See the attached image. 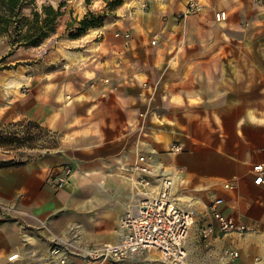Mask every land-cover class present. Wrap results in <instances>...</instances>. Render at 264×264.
Wrapping results in <instances>:
<instances>
[{
  "label": "crops",
  "instance_id": "1",
  "mask_svg": "<svg viewBox=\"0 0 264 264\" xmlns=\"http://www.w3.org/2000/svg\"><path fill=\"white\" fill-rule=\"evenodd\" d=\"M232 5L228 0L222 9L230 6L232 10ZM215 8L218 10L217 5ZM252 16L232 12L222 24L209 14L180 17L172 31L176 40H167L169 47L176 48L158 51L162 54L161 70L154 62L147 67L119 65L128 79L121 81L114 93H90L81 100L84 107H79L76 116L82 125L69 130L64 137L67 142L56 153L2 168L0 199L18 204L20 224L0 222V264H49L47 250L52 234L59 241L74 238L78 248L117 241L119 218L133 188L126 168L134 164L140 152H153L160 165L181 168L178 187L194 210V224L186 242L192 264H219L218 255L226 247L237 249L243 264H251L255 257L262 258L264 264V185L255 184L251 173L255 163L264 162V63L250 58L246 50L256 48L255 54L264 48V29L242 24ZM252 19L255 23L264 21L262 15ZM229 48L241 50L240 61L215 58L216 53L226 57ZM59 49L76 61L90 56ZM189 57L191 70L187 72ZM141 70L149 80L158 75L160 81L139 95L132 91L131 81L134 74H142ZM2 82L7 96L20 93L22 81L16 76ZM144 93L153 102L145 126L133 123L128 129L126 123L145 107ZM7 101L0 97V106H8ZM1 109L0 118H5L6 111ZM23 116L16 113L11 119ZM57 120L55 110L43 122L52 125ZM74 123L69 121L65 126ZM171 141L181 144L182 151L175 155L166 152ZM66 166L72 169L68 182L55 188L47 175L49 171L58 174ZM218 197L223 199L220 210L224 214L252 230L216 235L208 250L197 229L215 223L207 204ZM45 222L51 229L48 225L40 229ZM15 252L18 257L8 261ZM87 262L76 257V264ZM112 264H142V259Z\"/></svg>",
  "mask_w": 264,
  "mask_h": 264
},
{
  "label": "rangeland",
  "instance_id": "2",
  "mask_svg": "<svg viewBox=\"0 0 264 264\" xmlns=\"http://www.w3.org/2000/svg\"><path fill=\"white\" fill-rule=\"evenodd\" d=\"M35 1L38 7L41 4L60 7L61 15L58 17L55 32L39 45L19 46L9 53L10 46L6 38L0 36V97L8 100L6 102L8 106H0V112L1 108L6 111L5 118H0V138H4L0 143V170L56 153L67 142L64 137L69 130L82 125L77 123L76 116L79 107H84L81 100L88 98L90 93L99 95L114 93V90L122 85L120 82L128 79V76H124L125 70L120 69L119 65L129 64L131 67L133 64H140L147 67L154 62L157 70H161L159 66L162 54L158 51L160 48H176L175 45L169 47L167 40L168 38L176 40V34H172V31L175 32L174 25L180 17L190 14L215 16L218 10H224L227 20L232 12H240L253 15L251 19L242 21L244 26L251 27L256 24L264 29V21L255 23L252 19L260 15L264 17V0H230L234 4L232 10L230 6L226 10L222 9L224 8L222 5L228 0H193L196 3L194 6L189 5L188 0H118L117 3H114V0ZM216 5L218 10L215 8ZM89 12L100 19L101 26L91 27L86 31L82 29L76 36L80 28L79 20ZM88 19L92 20L90 15ZM225 20L215 21L222 24ZM93 30H96L95 33L90 34ZM209 34L210 37L213 36L212 33ZM59 48L89 53L90 56L85 60L76 61L64 56ZM246 50L249 51L250 58L264 63V48H259L255 54L256 48ZM182 51L185 53L186 48ZM234 51L236 49H231L226 57L223 56L224 53H216L215 58L229 62L240 61L241 50ZM205 56H208L207 53ZM191 61L192 58L189 57L187 72L191 70ZM148 71L150 72L149 68ZM141 73L134 74L133 81L130 80L133 83L132 91L139 95L142 90L148 92L160 81L158 75L149 80L143 70ZM13 75L22 81L20 93L16 96H7L2 81ZM146 93L142 94L145 107L136 111V116L126 123L128 129L133 123L136 126H145L149 108L153 104L148 100ZM55 110L58 119L56 123L52 125L44 123L43 120L49 116L50 111ZM16 113H24L25 116L12 120L11 117ZM69 121H74V125L65 126ZM64 131L67 133L64 134ZM48 170L49 168L45 172ZM179 173L181 174V170ZM18 208L17 203L0 199V222L4 221L1 219L5 217L17 222ZM46 225L51 227L45 222L40 229ZM51 236L54 237V234ZM67 241L74 242V238ZM91 246L93 245L84 248L76 246L74 255L82 257L79 251ZM112 262L87 263L112 264ZM119 262L122 261L115 263Z\"/></svg>",
  "mask_w": 264,
  "mask_h": 264
},
{
  "label": "built area",
  "instance_id": "3",
  "mask_svg": "<svg viewBox=\"0 0 264 264\" xmlns=\"http://www.w3.org/2000/svg\"><path fill=\"white\" fill-rule=\"evenodd\" d=\"M194 6L193 0H188ZM217 22L226 19L224 10L214 16ZM166 152L177 154L182 146L171 141ZM132 192L124 212L119 218L118 239L80 250L82 259L90 262L127 261L141 258L142 264H192L188 258L186 242L194 224V210L183 199L178 184L182 181L180 168L160 165L153 152H141L129 168ZM72 169L63 167L57 174L49 171L48 180L59 188L68 182ZM253 182L264 185V162L251 168ZM225 186H232L226 183ZM223 199L214 198L207 204V210L215 223L198 226L197 235L203 246L210 249L211 238L229 233L245 234L252 229L233 216L220 210ZM75 244L59 241L53 237L47 250L49 264H76ZM75 248V249H74ZM74 249V250H73ZM15 252L8 261L18 257ZM219 264H243L239 252L234 248H223L218 255ZM251 264H262V258L255 257Z\"/></svg>",
  "mask_w": 264,
  "mask_h": 264
},
{
  "label": "trees",
  "instance_id": "4",
  "mask_svg": "<svg viewBox=\"0 0 264 264\" xmlns=\"http://www.w3.org/2000/svg\"><path fill=\"white\" fill-rule=\"evenodd\" d=\"M117 2L118 0H114V3ZM60 15V7L54 8L52 4H41L38 7L35 0H0V36L6 38L10 46L9 53L19 46L39 45L55 32ZM89 15L92 20L88 19ZM79 24L76 36L82 29L86 31L88 28L101 26V21L89 12L79 20ZM3 139L0 138V143ZM8 219L10 218L5 217L1 220Z\"/></svg>",
  "mask_w": 264,
  "mask_h": 264
},
{
  "label": "bare ground",
  "instance_id": "5",
  "mask_svg": "<svg viewBox=\"0 0 264 264\" xmlns=\"http://www.w3.org/2000/svg\"><path fill=\"white\" fill-rule=\"evenodd\" d=\"M15 85L17 86V82H15Z\"/></svg>",
  "mask_w": 264,
  "mask_h": 264
}]
</instances>
